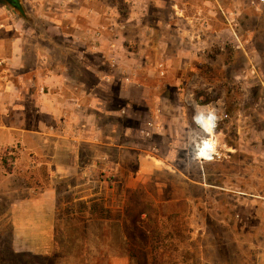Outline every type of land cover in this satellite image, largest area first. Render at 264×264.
<instances>
[{"label":"rangeland","instance_id":"1","mask_svg":"<svg viewBox=\"0 0 264 264\" xmlns=\"http://www.w3.org/2000/svg\"><path fill=\"white\" fill-rule=\"evenodd\" d=\"M18 1V27L56 48L85 104L94 92L106 109L98 141L120 147H95L106 161L89 163L82 143L80 174L62 178L28 152L0 149V264H264V5ZM12 8L0 0V11ZM200 107L219 118L217 154L202 165ZM51 182L60 190L49 235L10 225L12 200ZM68 186L91 187L90 200L112 192L87 210Z\"/></svg>","mask_w":264,"mask_h":264},{"label":"crops","instance_id":"2","mask_svg":"<svg viewBox=\"0 0 264 264\" xmlns=\"http://www.w3.org/2000/svg\"><path fill=\"white\" fill-rule=\"evenodd\" d=\"M0 18V149L28 152L32 162H41L49 176L57 178L80 174L79 152L84 142L93 153L89 163L106 161V155L95 153L94 148L120 146L98 141L103 135L97 116L106 109L97 107L94 92L86 91L85 104L77 78L67 76L63 64L52 56L56 48L34 44L28 36L30 28L18 27L16 18H23L17 9L1 10ZM13 171L7 170V176H14ZM89 188L78 191L76 186H68L62 192H80L82 196L74 201L85 203L87 210L95 201L105 204L109 200L105 194L112 192L99 188L97 199L90 200ZM59 190L51 182L32 198H14L7 221L14 227H38L41 235H49Z\"/></svg>","mask_w":264,"mask_h":264},{"label":"clouds","instance_id":"3","mask_svg":"<svg viewBox=\"0 0 264 264\" xmlns=\"http://www.w3.org/2000/svg\"><path fill=\"white\" fill-rule=\"evenodd\" d=\"M192 119L193 123L205 134L194 145V158L202 165L205 162L212 161L216 154V143L213 137L219 118L215 109L206 107L198 108Z\"/></svg>","mask_w":264,"mask_h":264},{"label":"built area","instance_id":"4","mask_svg":"<svg viewBox=\"0 0 264 264\" xmlns=\"http://www.w3.org/2000/svg\"><path fill=\"white\" fill-rule=\"evenodd\" d=\"M264 5V0H249V6L250 7H252V8H254L255 10H259L262 6ZM234 37H235V39H236V41H238V44L241 46V43H239V38H238V36H237V34L234 32ZM201 108V107H200ZM198 109V108H197ZM196 109V110H197ZM195 114V113H194ZM196 125V124H195ZM197 126V125H196ZM198 127V126H197ZM217 128V127H216ZM198 129H200L199 127H198ZM201 130V129H200ZM202 131V130H201ZM215 131H216V129H215ZM214 134H215V132H214ZM216 154H217V152H216ZM216 154H215V156H216ZM215 156H214V158H215ZM213 158V159H214Z\"/></svg>","mask_w":264,"mask_h":264},{"label":"flooded vegetation","instance_id":"5","mask_svg":"<svg viewBox=\"0 0 264 264\" xmlns=\"http://www.w3.org/2000/svg\"><path fill=\"white\" fill-rule=\"evenodd\" d=\"M10 4V3H9ZM12 5L15 9H20V5H19V1L18 0H15L14 4H10ZM19 11V10H18Z\"/></svg>","mask_w":264,"mask_h":264},{"label":"water","instance_id":"6","mask_svg":"<svg viewBox=\"0 0 264 264\" xmlns=\"http://www.w3.org/2000/svg\"><path fill=\"white\" fill-rule=\"evenodd\" d=\"M10 4H14L15 0H6Z\"/></svg>","mask_w":264,"mask_h":264},{"label":"trees","instance_id":"7","mask_svg":"<svg viewBox=\"0 0 264 264\" xmlns=\"http://www.w3.org/2000/svg\"><path fill=\"white\" fill-rule=\"evenodd\" d=\"M19 11H21V9H18Z\"/></svg>","mask_w":264,"mask_h":264}]
</instances>
